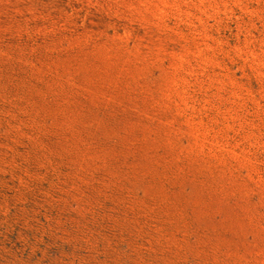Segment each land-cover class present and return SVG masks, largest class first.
I'll use <instances>...</instances> for the list:
<instances>
[{
    "label": "rangeland",
    "instance_id": "1",
    "mask_svg": "<svg viewBox=\"0 0 264 264\" xmlns=\"http://www.w3.org/2000/svg\"><path fill=\"white\" fill-rule=\"evenodd\" d=\"M0 264H264V0H0Z\"/></svg>",
    "mask_w": 264,
    "mask_h": 264
}]
</instances>
